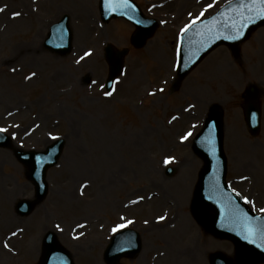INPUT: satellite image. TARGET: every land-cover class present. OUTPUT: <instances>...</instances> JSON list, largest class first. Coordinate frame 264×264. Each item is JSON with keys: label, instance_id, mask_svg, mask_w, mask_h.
<instances>
[{"label": "rangeland", "instance_id": "obj_1", "mask_svg": "<svg viewBox=\"0 0 264 264\" xmlns=\"http://www.w3.org/2000/svg\"><path fill=\"white\" fill-rule=\"evenodd\" d=\"M135 1L157 21L138 49L129 43L132 24L101 22L99 0H0V264L36 263L46 230L75 264H106L103 249L122 223L150 240L124 264H209V251L229 256L228 241L202 234L205 241L189 244L178 236L187 234L186 209L202 166L191 143L211 104L223 108L227 181L264 212V94L257 136L248 133L240 107L248 83L264 91V27L235 55L216 48L172 92L181 31L229 0ZM54 23L71 33L64 51L44 46ZM106 42L130 47L110 96L103 87ZM55 137L62 149L46 170L45 198L20 215L16 200L33 198L35 187L15 155L43 152Z\"/></svg>", "mask_w": 264, "mask_h": 264}, {"label": "water", "instance_id": "obj_2", "mask_svg": "<svg viewBox=\"0 0 264 264\" xmlns=\"http://www.w3.org/2000/svg\"><path fill=\"white\" fill-rule=\"evenodd\" d=\"M261 5L251 0H232L224 4L214 15L188 27L180 41L176 77L172 89H177L187 73L212 49L220 44L237 52L239 45L249 37L258 26L264 25V15L257 14ZM100 13L103 19L122 16L135 24L131 35V43L135 47L144 45L155 28L156 23L147 22L131 0L127 6L120 0H100ZM71 34L66 23H59L46 39L47 47L59 51L70 45ZM109 73L107 87L120 73L123 56L127 49L117 50L109 44L104 50ZM243 115L246 126L252 135H256L260 126V109L258 105V89L249 84L243 93ZM222 111L219 105H212L205 119L201 132L193 142V149L203 159L204 165L199 172L192 200V210L198 221L205 225L218 237L229 238L236 248L238 264H255L264 262V214H252L241 201L232 196L225 185L226 159L222 149ZM0 145H5L0 141ZM62 141L57 140L53 146L38 158L36 167L33 161H27V177L35 185V201H21L18 209L21 213H29L46 192L45 171L56 163L60 155ZM30 154V153H29ZM28 160L32 159V155ZM212 215H207V211ZM247 237V238H246ZM135 234L124 232L113 237L104 252L109 264H118L121 255L135 252L138 247ZM42 257L38 264H72L67 251L57 242L54 235L47 233L43 239ZM222 260V261H221ZM215 262V261H214ZM226 264V260L217 255V264Z\"/></svg>", "mask_w": 264, "mask_h": 264}, {"label": "snow or ice", "instance_id": "obj_3", "mask_svg": "<svg viewBox=\"0 0 264 264\" xmlns=\"http://www.w3.org/2000/svg\"><path fill=\"white\" fill-rule=\"evenodd\" d=\"M108 2H111V0H108ZM120 2L122 4H124L125 6H127L129 0H120ZM251 3L261 5V7H260V9H259V11H258L257 14L264 15V0H251ZM14 15H18V13L17 14H14ZM85 55H88V53H85ZM105 95L106 96H110L111 95V92H106ZM2 131H4V129L0 128V132H2ZM189 135H190V133H189ZM167 162H168V160L166 159L165 160V163H167ZM261 211H264V209H261ZM122 227H124V225H118L117 226V228H122ZM113 231H116V228H114ZM5 247H7V245H5Z\"/></svg>", "mask_w": 264, "mask_h": 264}, {"label": "flooded vegetation", "instance_id": "obj_4", "mask_svg": "<svg viewBox=\"0 0 264 264\" xmlns=\"http://www.w3.org/2000/svg\"><path fill=\"white\" fill-rule=\"evenodd\" d=\"M175 236H176V234H175ZM183 238V237H182ZM187 250H190V249H187Z\"/></svg>", "mask_w": 264, "mask_h": 264}]
</instances>
